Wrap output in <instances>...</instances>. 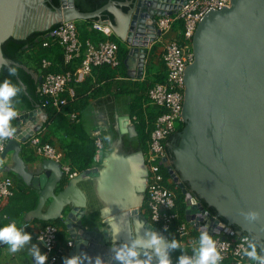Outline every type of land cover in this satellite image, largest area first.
<instances>
[{
    "label": "water",
    "instance_id": "obj_1",
    "mask_svg": "<svg viewBox=\"0 0 264 264\" xmlns=\"http://www.w3.org/2000/svg\"><path fill=\"white\" fill-rule=\"evenodd\" d=\"M187 1L110 0L94 12L83 13L75 0H60L59 7H53L51 0H0V73L3 66L15 65L2 51L10 38L26 39L61 22L98 19L129 45L125 59L129 76L142 79L149 47L161 36L157 17L174 14ZM105 13L112 19L103 20ZM192 50L194 60L184 72L185 127L177 134L175 147L168 143L164 147L168 157L164 166L185 196L192 197L193 203L200 201L201 208L202 202L214 208L217 215L209 212L221 221L226 219L228 223L223 222L240 236H249L264 257V0H232L230 7L208 12L197 27ZM36 111L19 116L15 139L7 144L1 159L13 152L14 166L9 170L38 193V207L31 212L35 219L64 218L73 244L67 259L86 253L91 259L82 258L80 264H96L97 258L103 264H124L115 258L116 253L124 243L131 246L134 227H139L136 221L144 223L140 237L150 239L146 232L151 229L169 242L167 234L142 214L148 171L141 150L127 153L115 144L105 153L102 142L100 166L67 182L62 164L50 159L29 171L20 152L22 144L41 130L23 129L28 121L33 122ZM123 125L121 135L138 136L129 119ZM89 180L103 209H112L121 228L115 247L111 226L101 214L104 222L95 228L83 219L88 199L79 184ZM253 212L258 214L255 219L250 216ZM193 213L187 206L188 222ZM140 258L147 259L143 252Z\"/></svg>",
    "mask_w": 264,
    "mask_h": 264
},
{
    "label": "built area",
    "instance_id": "obj_2",
    "mask_svg": "<svg viewBox=\"0 0 264 264\" xmlns=\"http://www.w3.org/2000/svg\"><path fill=\"white\" fill-rule=\"evenodd\" d=\"M232 0H188L181 9L172 15H167L157 19V29L161 30V36L164 37L171 31L176 21H182L183 41L168 40L164 49V63L166 67V80L159 83L149 90V98L153 105L160 107L163 113L155 122V129L152 132L145 155V164L148 171L146 183V206L150 217V222L165 234L170 233L181 241L182 247H198V236L195 235L204 230L207 226L208 233L217 242L218 249L221 250L223 259L219 264H259V261H253L243 255L248 249V243H256L249 236H240L234 229L226 223L216 218L200 201L193 203L192 197L185 196V205L189 206L191 221L180 222L174 229V223L179 220L177 209V195L169 187L171 184H177L168 170L164 166V160L168 159L164 147L168 139L173 136L177 130L175 123L183 122L182 112L184 107L185 82L184 72L192 64L194 54L192 50V41L197 27L202 19L211 10H223L230 7ZM93 29L103 33L105 40L99 42L87 41L85 45L80 40L79 30L76 21L61 22L52 26L45 36L44 48L51 46V43L58 44L62 48L65 67L71 66L75 61L81 60L80 64L74 70L64 72H51V62L44 59L41 63L43 74L39 81L38 94L41 100V106L45 109L52 108L55 112H61L71 101L76 98L74 84L83 83L88 76L92 74L94 68L109 66L117 68L120 65L119 45L111 38L114 35L113 30L101 21H95ZM159 38V37H158ZM85 47V51L83 48ZM84 51V53H83ZM70 117L75 120L76 113H71ZM135 120V119H134ZM15 139V134L11 133L8 137L0 138V160L7 144ZM31 145L35 147L39 154L47 159L61 163L62 154L58 152L51 144H41V139H31ZM62 169L68 178H74L79 175L72 172L71 167L62 165ZM163 169H166L169 178L166 179ZM14 195V182L11 178L0 180V201L9 199ZM189 202V204H188ZM186 213V212H185ZM30 226V223H24L23 229ZM173 229V230H172ZM172 230V231H171ZM59 228L56 225L48 224L37 234V240L43 244L45 253L48 255V264H58L62 255L66 252L63 248H58ZM40 236L44 239L41 240ZM250 238L245 241L244 237ZM257 245V243H256ZM73 244H68L72 248ZM257 252L261 256L258 249ZM190 258H194V251L185 253ZM175 264H179V258Z\"/></svg>",
    "mask_w": 264,
    "mask_h": 264
},
{
    "label": "crops",
    "instance_id": "obj_3",
    "mask_svg": "<svg viewBox=\"0 0 264 264\" xmlns=\"http://www.w3.org/2000/svg\"><path fill=\"white\" fill-rule=\"evenodd\" d=\"M159 18L160 17H157V19ZM83 21L86 20L76 21L77 27H82ZM164 37H166V41H164L163 37H159L157 41L149 47V52L145 58V68L142 79H134L130 77V70L125 63V70L113 69L112 67L94 68L92 74L88 76L83 83L73 85L76 90V98L61 112H56L57 114L54 118L52 117V115H54L53 111L51 112L48 108L46 109V112L43 110V107L40 104L41 101L32 109H25L19 103L15 104L16 108L13 109L18 112V115L14 118L12 123L14 131L10 129L11 133H17V129L20 124L18 121L19 116L37 109L33 122L28 121L27 125H25L23 129L28 126L31 127V129L41 127V130L31 139L38 137L41 139V144H51L62 154V165L69 166L66 157L67 149L69 147H72L73 149H82L86 146V144L91 146H94L95 144L97 153L95 156L96 164L94 167L100 166L98 161L100 159L99 153L103 149L101 148L102 142L104 143L105 153H110L115 144L120 145L124 152L129 151V143L133 140L137 142L135 139L136 137L129 138L128 135H121L120 129L121 127L125 128L123 124L128 119L131 124H134L132 119L134 120L135 115L132 114V110L133 107L136 108V105L138 106L140 104V98L143 99L141 100L142 107L147 108L152 105L150 102H147L149 98V89L146 91H140L137 94L139 88L142 87L143 80L147 76V69L150 65H153L154 67H162V65L165 64L163 57L167 41L172 39L179 40L180 38L179 33L177 32L175 36L174 33L171 34V32H168ZM98 39L99 38L95 39L94 37L91 41L96 43L99 42ZM53 44L55 43H51V45ZM124 45L129 50V45L126 43H124ZM47 60L51 62V68L59 67L57 63V54L50 55ZM29 67H25V71L30 73L33 78L39 82V78L43 74L42 67L35 63H30ZM161 69L163 71V67ZM24 91L27 92V88L26 90L24 89ZM67 108L72 111H67ZM71 113L77 114L75 120L71 119ZM65 122H68L70 127H67ZM31 139L27 143L22 144L20 152V156L24 160L29 171L36 170L42 164L43 160H49L44 157V155L39 154L37 149L31 145ZM12 156L13 152H10L4 160H0L2 161L0 162V180L8 177L13 179L14 182L13 197L0 201V228L15 222L18 228H21L24 232L31 233L32 239L21 251L15 254L9 251V246L7 244L0 243V264H35V256H31L29 253L34 250L33 246H35V248L40 250L41 254H45V248L43 244L37 240V234L48 224V222L38 220L33 217L31 212L35 211L38 207V193L36 190L27 186L22 180H19L16 175L9 170V168L14 166ZM84 182L91 183L94 189V182L91 180ZM82 183L79 184V188L87 196ZM87 199L88 205L83 219L90 221L88 222V225L95 228L104 222H102L100 218V211L103 209V206L100 204L95 190L93 192V196L92 193L91 196L88 194ZM91 200L95 201L97 206H92ZM49 206L50 201L44 206V213L47 211ZM144 218H148L147 221L151 223L148 216H144ZM91 219L93 220L91 221ZM94 220L97 221V223L94 222ZM56 221L58 220L50 221V224H53ZM58 222L59 223L57 225L59 233L61 234V238L58 240V248L61 247L66 252L61 256L58 264H64V258H67L69 251L72 249L68 247V244L72 241L70 239L69 231L64 224V218L60 219ZM24 223H30V226L23 229L22 226ZM168 243H170V238ZM184 249L186 250H181V252L177 253L176 256H173L172 258L170 256L172 264H175L176 260L181 255L191 253L193 251L190 247H185Z\"/></svg>",
    "mask_w": 264,
    "mask_h": 264
},
{
    "label": "trees",
    "instance_id": "obj_4",
    "mask_svg": "<svg viewBox=\"0 0 264 264\" xmlns=\"http://www.w3.org/2000/svg\"><path fill=\"white\" fill-rule=\"evenodd\" d=\"M53 7H59L60 6V0H51ZM110 0H75L76 7L83 13L88 12H94L97 9L105 6ZM118 2H123L125 0H115ZM127 11V9H125ZM112 19V16L105 14L103 20ZM96 20L92 21H83L82 27H78L79 34L81 35V41L85 45L87 41H91L92 38L95 37V39L99 38V41H103L106 39L105 35L99 31H96L93 29V24ZM184 23L182 21H176L171 29V34L174 33V36L177 33H179V41H183V25ZM90 30V31H89ZM48 33V31L44 32H35L32 35H30L26 39H16V38H10L2 45V51L5 58L13 61L15 65H12L10 67L3 66L1 73H0V85H2L5 80L10 81V83L13 86L17 87V92L14 97L11 99V107L16 108L15 104L19 103L23 108L25 109H32L35 107L36 104L40 103V96L38 94V88H39V82H37L33 76L25 71V67H29L30 63H35L37 65H40L44 59H48L50 55L57 54L58 58V65L57 68H50L51 72L59 73L64 72L67 70H74L77 65L80 64L81 60L75 61L71 66L65 67L64 65V56L62 48L58 44H53L47 49L43 47V43L45 41V36ZM93 36V37H91ZM112 39V38H111ZM114 41V40H113ZM115 42V41H114ZM119 45V59H120V65L117 68L118 70H125V59L128 55V49L125 47V45ZM192 45V44H191ZM52 47V48H51ZM85 51V47L83 48ZM83 51V53H84ZM16 67L17 73L15 75H10V70ZM106 68H111L109 66H104ZM163 71L159 73H154V66L150 65L147 69V76L142 82V87L139 88V91H146L147 89H151L153 86L159 83H164L166 80V69L165 64L162 65ZM30 68V67H29ZM23 86L27 87V92L24 91ZM149 93V91H148ZM140 96V94H139ZM149 97V95H148ZM147 97V98H148ZM142 98H140L139 102L140 104L136 108L133 107L132 114L135 115V120L132 119L133 123L136 126V130L138 133V136L135 138L142 146L143 150H148V145L151 139L152 132L155 129V122L157 118L163 113V110L160 109V107L155 106L151 103L150 98H148L147 102H150L152 105L148 106L147 108L142 107L141 104ZM48 110H51V112H54V115L57 114L54 109L48 108ZM67 111H72L71 109L67 108ZM57 117V116H56ZM14 119L11 121V125L13 123ZM185 124H181L180 128L177 130V133L182 132L184 129ZM174 136V135H173ZM171 136L168 141L172 139ZM167 141V142H168ZM97 153V148L94 144V146L86 144V146L82 149L76 148L73 149L72 147H69L67 149V160L69 162V166L71 167L72 172H77L79 174L92 169L95 166V156ZM171 155V154H170ZM163 172L165 174L166 179L169 178V174L166 169H163ZM69 180L68 177L65 178V181L67 182ZM177 195V209L176 212L179 213V220H177L174 225L173 229L180 223L185 221L186 219V205H185V195L182 193V190L177 184H171L169 186ZM38 198V197H36ZM203 205L211 211L213 214L217 215V211L214 208H211L208 206L207 203L202 202ZM142 214H144L145 217H149L147 206H146V199L144 202V205L142 207ZM148 219V218H147ZM150 219V217H149ZM223 221L227 222L226 219L222 218ZM59 221V220H58ZM56 221L53 224L57 225L59 222ZM51 222H48L50 224ZM228 223V222H227ZM47 224V225H48ZM58 226V225H57ZM172 229V230H173ZM235 229L239 230L238 227L235 226ZM171 230V231H172ZM170 242L173 239H176L174 235L167 233ZM195 235H198L196 233ZM61 238V234H58V240ZM181 252L180 249H170V256L171 258L173 256H176L177 253Z\"/></svg>",
    "mask_w": 264,
    "mask_h": 264
},
{
    "label": "clouds",
    "instance_id": "obj_5",
    "mask_svg": "<svg viewBox=\"0 0 264 264\" xmlns=\"http://www.w3.org/2000/svg\"><path fill=\"white\" fill-rule=\"evenodd\" d=\"M16 73L17 68L13 67L10 70V75H15ZM16 92L17 87L13 86L8 80H5V82L0 85V138L10 136V129L14 131L11 121L17 117L18 112L11 107V99L16 95ZM111 212V208L105 207L101 211V216L105 219L107 225L111 226V244L115 247V240L120 234L121 228L116 223V218L111 215ZM257 215L258 214L255 212L250 213L253 219H255ZM136 224H138L139 227H134L131 246H129L128 243H124L123 247L116 253L115 258L123 261L124 264H153L154 259L158 260V264H172L168 250H186L182 247L181 241L173 239L170 243H166L158 232L152 231L151 229L146 232V235L150 237V239L140 237L138 235L139 228L144 227V223L143 221H136ZM31 239L32 234L18 228L15 222L0 228V243L7 244L9 246V251L13 254L21 251ZM40 239L43 240L44 237L40 236ZM244 240L247 242L250 238L245 236ZM80 243H84V241L81 240ZM33 249L34 250L29 254L35 256V264H47L48 255L46 253L41 254L40 250L35 248V246H33ZM248 249L250 250H246L243 253L245 257L253 261H259V264H264V257L258 254L256 243H248ZM192 250L195 253L194 258L181 255L179 257V264H219V261L223 259L221 250L217 247V242L208 234L207 226L204 227L203 231H200L198 247L194 244ZM141 252L144 253L147 259L140 258ZM82 258L91 259L87 257L85 253L76 255L71 259L64 258V264H80ZM96 264H103V262L100 258H97Z\"/></svg>",
    "mask_w": 264,
    "mask_h": 264
},
{
    "label": "rangeland",
    "instance_id": "obj_6",
    "mask_svg": "<svg viewBox=\"0 0 264 264\" xmlns=\"http://www.w3.org/2000/svg\"><path fill=\"white\" fill-rule=\"evenodd\" d=\"M163 39H164V41H166V37H163ZM112 40H114L116 43H118V44H122V45H124V42H122L120 39H118L115 35H113L112 36ZM162 67H155L154 68V72L155 73H159V72H162V69H161ZM167 74V73H166ZM181 124H183V122H179V121H177L176 123H175V129L176 130H178L179 128H180V126H181ZM65 125H67V127H70V125H69V123L68 122H65ZM69 163V162H68ZM65 164H67V163H65ZM83 184V187H84V189H85V191H86V193H87V196H88V194L91 196V193H92V196H93V192H94V189H93V187H92V185H91V183H88V182H84V183H82ZM91 204H92V206L94 205V206H97V204L95 203V201H92L91 200Z\"/></svg>",
    "mask_w": 264,
    "mask_h": 264
},
{
    "label": "flooded vegetation",
    "instance_id": "obj_7",
    "mask_svg": "<svg viewBox=\"0 0 264 264\" xmlns=\"http://www.w3.org/2000/svg\"><path fill=\"white\" fill-rule=\"evenodd\" d=\"M177 134L178 133H176L173 137H172V139L170 140V142H168V145L169 146H176V144H178V137H177ZM142 146L143 145H141L138 141L136 142V141H132V142H130L129 143V146H128V148H129V151H127V153H132V152H137V151H139V150H141L142 152H143V155H144V158H145V155H146V152L147 151H145V150H143V148H142ZM169 156H170V154H169ZM97 167H99V166H97ZM66 178V177H65Z\"/></svg>",
    "mask_w": 264,
    "mask_h": 264
}]
</instances>
